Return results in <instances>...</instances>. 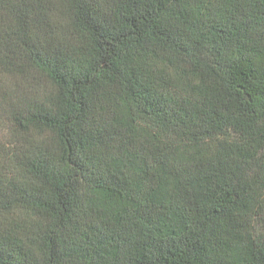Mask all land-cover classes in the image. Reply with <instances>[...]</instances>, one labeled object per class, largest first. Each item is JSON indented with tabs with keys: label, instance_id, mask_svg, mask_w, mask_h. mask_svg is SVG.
<instances>
[{
	"label": "trees",
	"instance_id": "trees-1",
	"mask_svg": "<svg viewBox=\"0 0 264 264\" xmlns=\"http://www.w3.org/2000/svg\"><path fill=\"white\" fill-rule=\"evenodd\" d=\"M0 264H264V0H0Z\"/></svg>",
	"mask_w": 264,
	"mask_h": 264
}]
</instances>
